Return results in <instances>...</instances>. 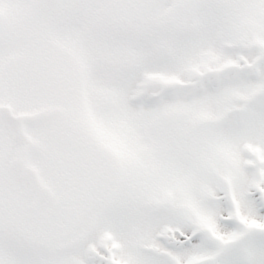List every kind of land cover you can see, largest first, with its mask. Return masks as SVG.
I'll list each match as a JSON object with an SVG mask.
<instances>
[{"label": "snow or ice", "instance_id": "6c2138e0", "mask_svg": "<svg viewBox=\"0 0 264 264\" xmlns=\"http://www.w3.org/2000/svg\"><path fill=\"white\" fill-rule=\"evenodd\" d=\"M0 264H264V0H0Z\"/></svg>", "mask_w": 264, "mask_h": 264}]
</instances>
